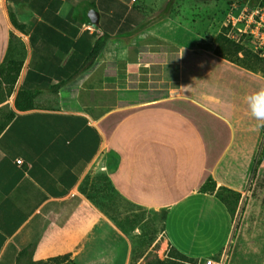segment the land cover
<instances>
[{
    "label": "crops",
    "instance_id": "crops-1",
    "mask_svg": "<svg viewBox=\"0 0 264 264\" xmlns=\"http://www.w3.org/2000/svg\"><path fill=\"white\" fill-rule=\"evenodd\" d=\"M147 12L143 0H0V66L9 55L23 64L12 93L0 94V264H128L133 247L111 215L107 179L119 199L165 210L168 240L189 258L213 257L231 237L220 187L243 194L246 213L264 222V160L250 190L246 179L220 178L235 127L192 97L159 91L166 65L181 66L189 49L163 42L146 24L162 14ZM123 48L137 56L127 61ZM122 62L137 65L138 81L94 94L89 80ZM22 89L33 94L31 110L16 107ZM209 178L215 191L203 193Z\"/></svg>",
    "mask_w": 264,
    "mask_h": 264
},
{
    "label": "rangeland",
    "instance_id": "rangeland-1",
    "mask_svg": "<svg viewBox=\"0 0 264 264\" xmlns=\"http://www.w3.org/2000/svg\"><path fill=\"white\" fill-rule=\"evenodd\" d=\"M143 5L148 9L149 17L154 16L155 19L157 14H162L163 18L157 16L159 20H154V23L148 21L146 24H156L152 30L163 42L176 46L177 41H180L189 49L181 66L166 65V77L157 85L159 91L192 97L233 123L237 143L221 168L220 178L233 185H239L246 179L245 190H250L254 180V163L264 144V121H258L251 115L247 97L264 89V64L257 63L254 71H251L215 54L217 37L226 23L228 4L225 0H143ZM183 27L192 29L194 33L178 34V30H183ZM13 39L18 56L22 43L14 35ZM118 53H123L127 61L137 56V53L125 51L124 48ZM124 64H106L111 75L90 79V83L97 85L94 94L114 92L117 87L129 85L127 79L132 83L137 82L140 78L137 65L129 64V69L121 70ZM149 70L150 79L158 80L159 70L156 66L153 65ZM7 74V71L0 73V94L9 91L10 86L4 79H10L15 71L10 72L11 76ZM85 82L76 84L75 89L79 90L80 95L74 103L78 107L83 104ZM126 92L131 91H122ZM110 103L113 106L124 104L122 101ZM106 192L115 203L111 215L116 217L132 243L128 264H204V260L185 257L172 246L166 232L165 210L136 207L119 199L111 188ZM220 194L228 195L224 191ZM242 196L238 202L232 197L230 199L232 233L229 241L210 257L219 264H264V222L258 220L256 211L246 213Z\"/></svg>",
    "mask_w": 264,
    "mask_h": 264
},
{
    "label": "trees",
    "instance_id": "trees-1",
    "mask_svg": "<svg viewBox=\"0 0 264 264\" xmlns=\"http://www.w3.org/2000/svg\"><path fill=\"white\" fill-rule=\"evenodd\" d=\"M225 1L227 2V4H231L234 0H225ZM13 23H15V21ZM15 26L20 28V26H18L17 23H15ZM106 39H107L106 37H103L97 41V43L94 47V50L92 52V57H96L101 52V50L105 44ZM216 44H217V47L215 50V54L218 57H220L226 61H229L233 64H236L238 66H241V67L246 68V69L251 70V71H254L257 63H263L264 64V61L262 59H260L256 54H254L250 50V48H248L246 45L237 44V43L233 42L232 40H230L227 37V28H224L220 32V34L217 37ZM16 64H19L18 67L16 66ZM22 65L23 64L19 63L18 61H16V59H13L11 57V55H9V57L7 58V61H5V63L0 66V73L1 74L4 73L5 71H7L8 72L7 75H10L11 71H13V70L15 71V75H13L10 79L8 77H6L5 79L3 78L4 81H6L8 83V85L10 86V89L7 92L8 96L12 93L13 87L17 82V79L19 77ZM33 102L34 101H33L32 92L22 89L18 93L15 104H16L17 109H19L21 111H27V110L33 109V107H34ZM1 130H2V127H0V132H1ZM263 160H264V144L262 146L261 151L258 154L257 160L254 163V169H253V173H252L253 179H255L258 168L260 167ZM106 184H107V186H105V189L112 188L108 179H107ZM215 188H216V182L212 178H209L205 182V184L202 186L201 192L213 193L215 191ZM222 191L227 192L228 195H231V197L234 198V200L236 202H238L240 200L241 194L237 193L233 190L227 189L225 187H220L218 189V191L216 193V197L221 202H223V204L226 206V208L230 214L229 208H230L231 197H229L228 195H227V197L221 196L220 192H222ZM107 198H108V196H107ZM109 199L111 201L113 200V199H111L110 196H109ZM230 216H231V214H230ZM164 218H165L164 220L166 221L167 215H165ZM114 219L115 218H113V220ZM181 255H183V254H181ZM183 256H185V255H183ZM185 257H187V256H185Z\"/></svg>",
    "mask_w": 264,
    "mask_h": 264
},
{
    "label": "built area",
    "instance_id": "built-area-1",
    "mask_svg": "<svg viewBox=\"0 0 264 264\" xmlns=\"http://www.w3.org/2000/svg\"><path fill=\"white\" fill-rule=\"evenodd\" d=\"M225 28L227 37L246 45L264 61V0H234L228 4ZM19 165L22 164L18 160ZM204 264H219L208 257Z\"/></svg>",
    "mask_w": 264,
    "mask_h": 264
},
{
    "label": "clouds",
    "instance_id": "clouds-1",
    "mask_svg": "<svg viewBox=\"0 0 264 264\" xmlns=\"http://www.w3.org/2000/svg\"><path fill=\"white\" fill-rule=\"evenodd\" d=\"M251 115L258 121H264V89L247 97Z\"/></svg>",
    "mask_w": 264,
    "mask_h": 264
},
{
    "label": "water",
    "instance_id": "water-1",
    "mask_svg": "<svg viewBox=\"0 0 264 264\" xmlns=\"http://www.w3.org/2000/svg\"><path fill=\"white\" fill-rule=\"evenodd\" d=\"M95 14H91V24L94 26H97L98 20H97V16Z\"/></svg>",
    "mask_w": 264,
    "mask_h": 264
}]
</instances>
